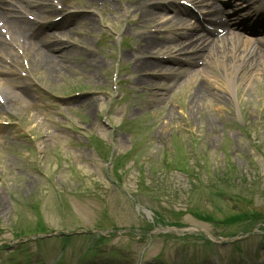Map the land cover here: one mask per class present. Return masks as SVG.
Returning a JSON list of instances; mask_svg holds the SVG:
<instances>
[{
  "label": "rangeland",
  "instance_id": "1",
  "mask_svg": "<svg viewBox=\"0 0 264 264\" xmlns=\"http://www.w3.org/2000/svg\"><path fill=\"white\" fill-rule=\"evenodd\" d=\"M57 1L87 11L73 16L81 22L63 37L66 47L40 44L33 60L16 46L0 59V76L13 80L22 99L12 112L0 110V264H23L17 233L41 223L49 240L27 236L31 251L58 259L64 248L60 264H240L241 249L264 241V71L233 87L228 58L170 78L158 69L142 73L141 58L168 54L141 55L147 29L129 7L134 0ZM162 28L159 37L171 35L172 24ZM194 86L211 91L207 105L194 102ZM92 133L106 140L95 147ZM101 225L113 228L101 235L118 259L102 261L84 248L90 238L64 240L60 231ZM200 234L252 237L241 247L211 246ZM253 255L249 264H264V252Z\"/></svg>",
  "mask_w": 264,
  "mask_h": 264
},
{
  "label": "bare ground",
  "instance_id": "2",
  "mask_svg": "<svg viewBox=\"0 0 264 264\" xmlns=\"http://www.w3.org/2000/svg\"><path fill=\"white\" fill-rule=\"evenodd\" d=\"M17 1L0 0V23L2 24V28L0 27V56H3L2 54L4 50L12 48L13 46L19 45L23 47L27 45L37 47V41L33 32V27L36 23H31L25 16H21L20 13L24 14V12L30 7H35L36 12L42 13L46 6L43 4L34 5L30 0ZM41 1L47 2L48 0ZM196 1L198 3L205 2V0H193V2ZM9 2L12 4L11 7ZM257 3L261 8H264V0H254L253 3H250V6L254 7ZM134 5L141 9L143 16L151 18L159 16L160 21L162 18H165L166 15H170L168 10L172 9L173 15L172 17H169L168 21L174 22L176 26H180L182 31L181 34H174L173 37L166 38H158L157 34H149L147 37H144L146 39L143 41V46L140 48L142 53L150 54L152 50L165 49L168 53L174 54V56L167 61L174 64L184 61L185 63L192 65L190 66L192 68L197 66L196 64L202 63V66L208 64L210 60L223 61L226 57L232 58L231 62H233L235 70L234 75L239 70L238 78H247L251 73L257 75L259 74V70L264 71V46H257L251 40L243 41V35H236L234 28L230 26V21H233V15H227V10L220 8L218 5L215 6L212 4L211 9L208 11L211 14V18L200 27L196 26V22L200 17L193 11L187 8H181L179 5H165L158 2L151 3L149 0H140V3H134ZM173 7L178 9H174ZM262 14H264V11ZM193 19L194 22L192 21ZM205 19L206 15H204V20L202 21H205ZM207 23L212 25L213 28H209ZM163 26L164 25H161L160 23L155 25V27ZM218 27H223V31L225 32L220 33ZM202 33L214 35L216 39L208 40L209 38H207L206 41H202L200 38V34ZM50 35L56 37L62 36L63 33L52 31ZM260 41L264 44V40ZM37 49L39 48L37 47ZM37 49L35 50V53L39 54ZM239 51H241V53L237 55V52ZM234 53L236 55L233 57L232 55ZM32 54V59L38 57L33 52ZM188 56H190L189 59H187ZM140 67L142 73L158 69L162 74L171 76V74L168 73L170 70H173L172 68L174 66L167 64L166 60L159 61L144 59L141 61ZM139 79L144 84L148 83L147 78L143 75ZM231 82V87L237 85L236 79H232ZM194 89V102H196V104L202 103V105H207V100H209L208 97L211 96V91L209 92L204 87L198 88V86ZM2 93L0 95H2ZM5 93L7 96L6 91Z\"/></svg>",
  "mask_w": 264,
  "mask_h": 264
}]
</instances>
